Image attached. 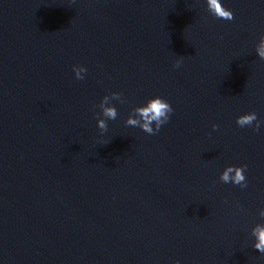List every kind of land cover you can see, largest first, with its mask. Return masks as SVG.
Wrapping results in <instances>:
<instances>
[{
  "label": "water",
  "instance_id": "1",
  "mask_svg": "<svg viewBox=\"0 0 264 264\" xmlns=\"http://www.w3.org/2000/svg\"><path fill=\"white\" fill-rule=\"evenodd\" d=\"M0 264H264V0H0Z\"/></svg>",
  "mask_w": 264,
  "mask_h": 264
}]
</instances>
